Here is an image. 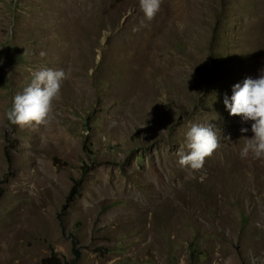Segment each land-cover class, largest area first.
I'll list each match as a JSON object with an SVG mask.
<instances>
[{
	"label": "rangeland",
	"instance_id": "rangeland-1",
	"mask_svg": "<svg viewBox=\"0 0 264 264\" xmlns=\"http://www.w3.org/2000/svg\"><path fill=\"white\" fill-rule=\"evenodd\" d=\"M41 69L50 123L11 124ZM262 70L264 0H0V264H264V159L232 158L253 133L223 104ZM193 124L219 138L198 171Z\"/></svg>",
	"mask_w": 264,
	"mask_h": 264
},
{
	"label": "clouds",
	"instance_id": "clouds-1",
	"mask_svg": "<svg viewBox=\"0 0 264 264\" xmlns=\"http://www.w3.org/2000/svg\"><path fill=\"white\" fill-rule=\"evenodd\" d=\"M161 0H140L145 17L151 20L159 11ZM183 29V24H178ZM63 70L41 69L32 74L31 82L21 93L13 97L11 109L5 113L7 120L20 127L47 125L52 119L53 102L60 99ZM223 104L232 116H239L242 123L251 122V138L245 137L240 157L251 153L254 159H264V70L258 78L248 77L232 87L229 97L225 94ZM248 127L240 132L247 133ZM219 147V138L212 124H193L185 133L184 149L178 151V163L182 168L201 170L205 158Z\"/></svg>",
	"mask_w": 264,
	"mask_h": 264
},
{
	"label": "bare ground",
	"instance_id": "bare-ground-1",
	"mask_svg": "<svg viewBox=\"0 0 264 264\" xmlns=\"http://www.w3.org/2000/svg\"><path fill=\"white\" fill-rule=\"evenodd\" d=\"M165 2L168 3V0H161V4L164 5ZM243 144H244V140H242V139L236 141L235 146H234L235 151H234V153H232V158L239 164V166H241L242 170H245V169L249 170L250 166H251V163L248 162V161H250V158H251L250 154L247 158H241L239 155L240 150L243 147ZM261 161H262V159H258L256 162L260 163Z\"/></svg>",
	"mask_w": 264,
	"mask_h": 264
},
{
	"label": "trees",
	"instance_id": "trees-1",
	"mask_svg": "<svg viewBox=\"0 0 264 264\" xmlns=\"http://www.w3.org/2000/svg\"><path fill=\"white\" fill-rule=\"evenodd\" d=\"M39 264H76V259L68 261L61 259L58 255L52 253L50 256L43 258Z\"/></svg>",
	"mask_w": 264,
	"mask_h": 264
}]
</instances>
